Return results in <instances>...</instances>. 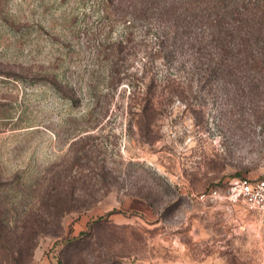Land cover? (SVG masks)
Masks as SVG:
<instances>
[{
    "label": "rangeland",
    "instance_id": "obj_1",
    "mask_svg": "<svg viewBox=\"0 0 264 264\" xmlns=\"http://www.w3.org/2000/svg\"><path fill=\"white\" fill-rule=\"evenodd\" d=\"M260 179L264 0H0V264H264Z\"/></svg>",
    "mask_w": 264,
    "mask_h": 264
},
{
    "label": "built area",
    "instance_id": "obj_2",
    "mask_svg": "<svg viewBox=\"0 0 264 264\" xmlns=\"http://www.w3.org/2000/svg\"><path fill=\"white\" fill-rule=\"evenodd\" d=\"M230 193L251 211L264 215V179L240 180Z\"/></svg>",
    "mask_w": 264,
    "mask_h": 264
},
{
    "label": "trees",
    "instance_id": "obj_3",
    "mask_svg": "<svg viewBox=\"0 0 264 264\" xmlns=\"http://www.w3.org/2000/svg\"><path fill=\"white\" fill-rule=\"evenodd\" d=\"M191 2H197L200 6L203 5V2L207 4V6L211 7V9L219 8L220 4H225V2H228L229 0H189ZM240 6V5H239ZM212 24V23H211ZM5 221L1 219L0 216V224L4 223ZM15 256V255H14ZM16 258V257H15ZM16 260V259H15ZM17 262V261H16Z\"/></svg>",
    "mask_w": 264,
    "mask_h": 264
}]
</instances>
